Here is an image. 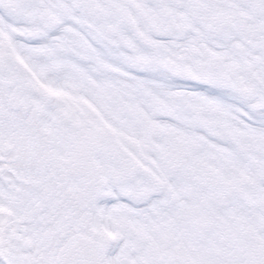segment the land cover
<instances>
[{
  "label": "snow or ice",
  "instance_id": "obj_1",
  "mask_svg": "<svg viewBox=\"0 0 264 264\" xmlns=\"http://www.w3.org/2000/svg\"><path fill=\"white\" fill-rule=\"evenodd\" d=\"M0 264H264V0H0Z\"/></svg>",
  "mask_w": 264,
  "mask_h": 264
}]
</instances>
